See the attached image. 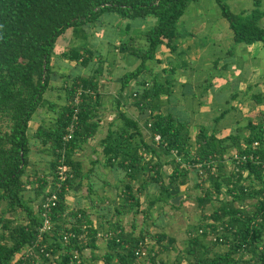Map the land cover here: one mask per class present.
<instances>
[{
	"label": "trees",
	"instance_id": "obj_1",
	"mask_svg": "<svg viewBox=\"0 0 264 264\" xmlns=\"http://www.w3.org/2000/svg\"><path fill=\"white\" fill-rule=\"evenodd\" d=\"M191 1L195 0H0V264H83V249L89 247L93 251L99 236L106 240L103 264H156L158 250L147 247V228L141 226L136 233L133 225L126 231L121 223L113 221L111 229L99 232L102 220L94 225L85 207H73L67 202L68 193L87 174L81 169V161L74 158V152L99 125L95 108L100 95L101 65H94L90 75H78L64 85V103L45 97L52 86L54 54L88 65L93 49L85 44L75 46L70 41L84 37L85 25L95 23L110 11L121 18H154L142 32L143 45L126 40L117 46L139 60L134 68L121 74V89L133 79L137 82L130 93L131 102L148 117L140 123L138 118L119 109L116 118L121 120L120 124L109 128L101 138L104 165L125 171L116 213L138 211L140 199L135 192L150 184L155 189L150 203L167 202L180 193L169 187L188 182L189 168H193L202 181L208 179L213 186L196 197L199 205L204 206L213 196L217 198L222 183L230 197L222 198L213 209L211 216L215 222L200 225V233L189 230L188 244L173 264H264V121L253 122L248 117L247 134H240L243 127L238 125L235 131L223 136L203 125L191 139L187 121L162 110L165 82L148 75L151 67L147 62L158 61L161 46L172 51L177 47L181 32L178 22ZM216 1L232 30L233 42L251 44L260 40L264 49V26L260 22L264 9L260 0H254L252 8L240 12H233L225 0ZM67 28H72V33L69 43L63 46L57 38ZM234 47L231 45L227 52L232 53ZM78 86L82 91L74 103ZM252 96L255 103H264V90ZM44 108L54 115L49 120L41 117L30 133V120ZM228 110L229 107L222 109L214 120ZM70 124L73 130L65 138ZM143 125L149 130V140L145 139ZM155 134L159 135L157 140ZM32 147L48 153L46 170L35 166L26 172L33 163ZM232 149V154H252L255 158L236 162L235 170L228 174L214 172L216 165L221 171ZM164 157L167 158L163 160ZM166 160L171 162L172 170L164 178L161 162ZM62 165L67 167L63 179L59 178ZM201 180L195 185L200 186ZM31 183L35 185L26 195ZM87 187L93 190L90 181ZM248 197L257 198L251 211L240 205ZM46 216L51 232L41 230ZM64 232L70 233L66 241L62 240ZM51 233L52 239L48 236ZM165 238L167 243L163 246L168 249L174 237L164 231L158 233L157 241ZM214 244L224 247L210 253ZM24 248H31L32 254ZM157 264L168 263L160 260Z\"/></svg>",
	"mask_w": 264,
	"mask_h": 264
},
{
	"label": "crops",
	"instance_id": "obj_2",
	"mask_svg": "<svg viewBox=\"0 0 264 264\" xmlns=\"http://www.w3.org/2000/svg\"><path fill=\"white\" fill-rule=\"evenodd\" d=\"M200 13L201 9L199 7L195 9L194 6L188 14H182L181 17H183L179 21L181 32L177 39V47L172 51L167 47L161 46L157 53L158 61L152 59L147 62L151 67V74L148 75L156 76L158 80L165 82L167 86L165 94H162V97L165 98V103L162 104L163 112H171L175 117L187 121L191 139L195 138L199 127L203 125L207 126L209 130H215L219 136L225 135L233 130L235 126L237 127L238 122L236 120H233L234 122L230 126L227 124V126H219V123L225 121L222 118L230 111V108L218 120H214L219 114L215 113L213 115V124L209 122L210 120L203 122V110H206L207 106L212 109L213 102L215 101L223 104V100H230L234 101L231 104L236 106L240 105V103H249L251 104L250 108H259V105L263 106L264 104L255 103L252 96V93L264 90V49L262 42L260 40L254 41L251 44L238 42L235 45V50L230 55H225L228 45L233 42V33H227V28L223 31L220 26L223 23L211 25L210 22H206L209 20L205 16H201ZM130 20V18H121L117 13V16L111 21L103 13L95 23L85 25L86 32L84 37L77 36L74 40L70 41L72 28H67L60 34L57 42L60 39H67L66 44L59 43L60 45L66 46L69 41L75 46L85 44L93 49V57L88 65H82L76 60L59 57V54L56 52L52 59V63L54 64L52 86L45 93V97L48 98V94L55 95L56 100L57 97L59 98L57 103H64L67 100L64 84L70 83L78 75H90L94 65H101V72L98 74L100 95L99 102L95 108L97 113L95 119L99 125L97 131L74 152V158L79 159L82 163L81 169L83 173L87 172L82 177L81 182L82 180H89L91 185L93 183V190H84L83 183L81 182L75 185H81L82 188L73 190L75 196L78 192H81L79 193L81 196L78 195L77 206L85 207L90 212V218L94 225L99 224L101 220L104 225L110 223V221H117L123 225L125 230H127L129 217L127 221L122 222L120 219L121 215L124 217L128 215L133 216L136 212L134 213L132 210L120 212L114 215V218L108 219V212L110 211L108 205L114 201L115 197L118 198L117 205L120 204L122 192L120 189L124 188L123 176L125 171L119 167L111 168L104 165L105 155L103 153L101 138L105 136L109 128L115 129L120 124V122L117 123V120H115L116 112L119 109L127 111L126 108L129 106V103L126 100V90L129 88L132 90L137 83L133 79L127 86L121 89V74L134 68L139 60L132 54L118 50L117 46L120 42L126 40H130L133 44H140L142 42L141 45H143L145 39L142 36V32L148 25L145 26L146 21L144 19L137 21H134V19L133 21ZM203 20L206 25L204 29ZM153 21L154 19H152ZM197 23L198 25H196ZM207 23H209V28ZM194 26H199V28H193ZM214 29H217V31L211 34L216 38H214L213 42H210L213 43L214 48H222L221 46H223L224 51H220L222 57L219 65L217 61L212 62L213 59L211 58L210 61L212 63L208 62L210 63L208 67L211 70L205 71L203 70V52L208 50H204L206 46L203 43L207 42L206 45H208L209 40H203V37L197 36L208 34ZM119 31L122 34L118 36L115 33ZM221 34L223 35L221 36ZM212 56L207 55L205 58ZM211 65L214 66L213 70ZM62 89L63 92H61ZM41 110L44 112L51 111L46 108ZM51 113L53 112L49 114ZM252 121L254 122V120ZM145 139L147 140V138ZM82 155L85 156L84 160L82 159ZM165 158L167 157H164L163 160ZM32 159L35 161L34 157ZM86 166L87 168H85ZM121 170L122 173L117 174ZM161 170L164 178H166L165 173L167 174L172 170L171 162H168V160L161 162ZM112 175L115 176V180L111 179ZM120 182L122 184V188L119 189L120 192L115 190L116 193H111L109 187L115 188ZM135 183H139V180H136ZM85 185L87 187V184ZM181 186L187 188L189 184L186 182L185 184L174 185L169 188L180 191ZM133 189L134 191L136 190L135 187ZM145 189L143 188L144 191ZM135 195L138 198L141 197L139 192H135ZM75 196L73 197L75 198ZM82 198L87 200L83 199V202ZM103 220L106 221L104 222ZM104 225L101 224V230ZM100 229L99 232H101ZM96 244L97 246L93 249V252L98 256L97 252L101 246H106V240L99 236L96 239ZM102 250L104 252L105 248ZM93 255H89V260Z\"/></svg>",
	"mask_w": 264,
	"mask_h": 264
},
{
	"label": "rangeland",
	"instance_id": "obj_3",
	"mask_svg": "<svg viewBox=\"0 0 264 264\" xmlns=\"http://www.w3.org/2000/svg\"><path fill=\"white\" fill-rule=\"evenodd\" d=\"M225 2L229 5L230 9L233 12H240L242 10H249L250 8L253 7L254 5V0H225ZM195 6L199 7L201 9V16H205L207 18L206 22H210L211 25H216L219 23H223V25L221 26V29H223V31H225L227 33H232V30L230 29L227 20L221 15V10H220V6L218 5L216 0H195V1H191L188 3V5L185 8V11L183 13V15L188 14L189 11L192 9V7ZM260 7L262 9H264V0H260ZM104 16H108L109 19H111V21L114 20V18L117 16L116 12H105ZM183 17V16H182ZM182 17H180V20L182 19ZM130 21H137L140 18H130ZM152 19H154L153 17H149L147 18V20H145V26L149 25L152 22ZM204 20H203V29L204 26L206 27V25L204 24ZM261 24L264 26V16L261 18L260 20ZM208 24V28H209V23ZM181 25L178 22V26ZM198 25V23L196 24ZM227 25V26H226ZM180 27V26H179ZM182 27V26H181ZM193 28L198 29L199 26H194ZM217 31V29H214L213 31L209 32L208 34H205L203 36H197V37H203V40H209L208 45L207 42L203 43V45H205L206 47L204 48L207 49L208 51L203 52V70H211L209 69V65L212 62L217 61L218 65L220 63L222 54L220 53L221 50H223V46H221L222 48H214L215 46L213 45V41L214 38H216L215 36H213V32ZM67 33V32H66ZM115 34L121 35L122 33L117 32ZM204 34V33H203ZM223 34H221L222 36ZM225 36V34H224ZM222 40H224L223 38H221ZM212 41V42H210ZM67 39H60L58 43H62V44H66ZM142 44V42L140 43V45ZM234 46L236 45V43L232 42L231 44L228 45L227 49L230 46ZM235 50V47L233 49V51ZM224 51V50H223ZM264 53V50H263ZM231 53H228L226 51L225 55H230ZM207 55H213L210 58H205ZM213 59L212 62L210 61V59ZM217 59V60H216ZM210 62V63H208ZM215 64V63H214ZM212 70L214 68V66H212ZM149 77V76H147ZM68 83V82H67ZM65 85V84H64ZM204 86V85H203ZM63 92V89L62 91ZM132 90L129 88L126 90V100L129 103V106L126 108L127 109V113L132 115L135 118H138L140 123H144V120L146 117H148V115L146 114V112L141 113L139 111L138 108H136L132 102H131V93ZM46 93V92H45ZM48 94V92H47ZM48 98L52 101L55 100L56 102L59 101V98L57 97V100L55 99V95H49L48 94ZM234 101H222L223 104H219L220 102H213V106L212 109L209 108V106H207L208 108H206V110H203V122H208V120H210L209 122L212 123L214 122L213 120V115H215V113H220V111L223 108H230V111L225 115L224 119L225 121H223L222 123H219V126L221 125H229L232 124L234 121L236 120L237 126H241L243 127L241 130H239L240 134H247L248 129L245 127V123L247 121L248 116H250L249 118H251L252 120H254V122H258V121H264V104L263 106L259 105V108L257 107H252L250 108L251 104L249 103H240V105H232L231 103H233ZM230 103V104H229ZM232 105V106H231ZM44 111L39 109V112L36 113V115L34 114V117L30 120V124H29V132L31 133L35 126L37 125L36 123L40 121L41 117H45L47 118V120H49V117L53 116L54 114L50 112L52 111ZM43 113V115H42ZM147 115V116H146ZM115 120H117V123L121 122L120 119L116 118ZM213 124V123H212ZM227 124V125H226ZM244 124V125H243ZM234 127V126H233ZM236 126L233 130L231 131H235L236 130ZM104 131V130H103ZM229 131V130H227ZM230 131V132H231ZM143 134L144 136L147 138V140H149V130L147 127H145L143 125ZM223 136V135H222ZM235 150V149H234ZM233 149L231 151H229V153L227 154V158L226 161L224 162V166L222 167L221 171L218 170V166L216 165L214 168V172H218V173H223V174H228L230 173L232 170H235V166L232 163V152L234 151ZM83 154V153H82ZM83 156V160L85 159V156ZM146 156L148 157L149 154ZM32 157H34L35 161H33ZM30 158H31V162L33 161V163L31 165H29L26 169V172H29L33 167L38 166L42 169H47L48 165H47V160H48V153L44 150L39 151L38 149H35L34 147H32V150L30 152ZM37 160V161H36ZM39 160V162H38ZM87 164V163H85ZM88 166V164H87ZM87 166L85 168H87ZM116 173V172H115ZM122 173V170L120 172H118L117 174ZM150 171H148L147 174H149ZM166 175V173H165ZM25 178V175L23 176ZM115 176L112 175V180H115L114 178ZM119 177V176H117ZM124 177V176H123ZM201 180V177H199L198 174L195 173V171L193 170V168H189V181L188 184L189 186H187V188H185L184 186H181V190L179 191V194H183L182 197L179 199V202L177 203H173L171 202V198L167 201V202H162V201H157L153 204L150 203V197H152L153 195V190L154 186L153 185H148L146 187H144L145 191H139L140 194V201L139 206H138V211H136V213L131 216L128 215L126 217H124L123 215H121V220L122 222L127 221V218L129 217V222H128V226H127V230L132 229L133 225V229L134 232L137 233V230L143 226L145 228H147V234H146V243L148 244L147 247L150 248L152 250L156 249L158 250V254L156 256V264L160 263V260L163 261L164 263H168V264H173L174 260L177 258V256L182 253L185 250V247L188 244V236H189V230L195 231L197 233H200L199 229H200V225L205 224V223H213L215 222L214 218L211 216L213 209L220 204V201L222 198H229L230 194L226 193L227 190V186L225 185V183H222V192L219 194V196L216 198V196H213V200H211L210 202L206 203L204 206H201L198 204V200L196 199L197 196L203 195V192L205 191L206 188L208 189H213L212 183L208 180H201L202 184L200 186H196L195 183H198ZM81 182V181H80ZM89 182V180H82L81 183H83V188L84 190L88 189V187H86L85 184H87ZM245 183L248 182V179H244ZM255 183L257 181H254ZM98 183H100V181H98ZM77 184V183H76ZM35 183H31V186L29 185L28 188H26L25 193L26 195L29 193V189L32 188V186H34ZM81 187L78 185H75L73 187V189H79ZM92 187H93V183H92ZM184 187V188H183ZM82 188V187H81ZM111 189V193H116L115 190H117V192L119 191L120 188H122V184L120 182V184L117 185V187L112 188L111 186L109 187ZM71 190L68 193V197H67V201L69 202L70 206L76 205L77 206V200H79V193L78 192L77 195L75 196L74 194V190ZM93 189V188H92ZM147 189H149L147 191ZM31 190V189H30ZM122 189H120L121 191ZM119 191V192H120ZM182 192V193H181ZM79 195V196H78ZM75 196V198L73 197ZM84 198H82L83 200ZM87 200V199H84ZM83 200V202H84ZM257 198L256 197H248L246 198L242 203H240V205L244 206L245 209L248 210H252L255 208V202H256ZM118 203V198H114V201L108 205L110 208V211L108 212L109 214V218H114V215H116V205ZM174 204L175 206H172L171 204ZM36 204V203H34ZM107 204V203H106ZM119 206V204L117 205ZM135 209V208H134ZM8 215L13 216L12 212H8ZM104 222L106 220H103ZM111 222L110 223H106L105 225L102 223V225H104L102 227V230H108V228L111 229ZM120 223V222H119ZM101 230V229H100ZM101 230V231H102ZM222 230V229H221ZM164 231L166 232L168 235H172L174 237V241L172 243H168L169 244V248L165 249L163 244L167 243V239H163L160 242L157 241V235L159 232ZM52 233L49 234L48 236L52 239ZM223 245L221 244H214L212 246V249L210 251L214 252L216 250H221L223 249ZM105 248L106 250V246L103 247L101 246L100 249L97 252L96 257H92L89 260V255H96L93 251H91V249L85 248L83 249V264H103V250L102 249ZM26 249V248H24ZM104 250V251H105ZM150 252H153V251ZM154 251V252H155ZM23 252V251H21ZM142 257V256H141ZM141 258H139L140 260ZM144 259V258H143ZM146 260V259H145ZM182 261L185 262V260L182 258ZM81 262V263H82Z\"/></svg>",
	"mask_w": 264,
	"mask_h": 264
},
{
	"label": "built area",
	"instance_id": "obj_4",
	"mask_svg": "<svg viewBox=\"0 0 264 264\" xmlns=\"http://www.w3.org/2000/svg\"><path fill=\"white\" fill-rule=\"evenodd\" d=\"M81 91H82V87H81V86H78V87H77V90H76V94H75V96L73 97V102H74V103H76V102L78 101V96H79V94H80ZM75 112H76V111H75ZM72 130H73V125L70 124V125H69V131H68V133L65 135V138L70 137ZM154 137H155V139L157 140V139L159 138V135H158V134H155ZM247 157L255 158L254 155H252V154H250V155L248 156V155H246V154H242V153L234 152V153L232 154V158L234 159V160L232 161V163H233V165H235L236 162H238V161H243V160H245ZM263 163H264V160H263ZM196 165H197V166H200L201 163H197ZM66 169H67V167H66L65 165L60 166V174H59L60 177H59V178L63 179V178L65 177V173H64V171H65ZM55 197H56L55 194H53V195L51 196V198H52L51 203H52V204L55 203V202L53 201V199H55ZM45 205H48V203H45ZM41 230H47V232H51V222H50L48 216H46V217L44 218V220H43V224H42V226H41ZM69 234H70V233H68V232H64V235H63L62 240H63V241H66L67 238H68V235H69ZM105 234H109V233H106V232H105ZM25 251H26L27 254H29V255L32 254V250H31V248H27ZM138 252H139V249L136 251V253H138ZM46 254H47V253H46ZM142 254H143V251H142ZM74 256H77V251H76V250H74Z\"/></svg>",
	"mask_w": 264,
	"mask_h": 264
},
{
	"label": "water",
	"instance_id": "obj_5",
	"mask_svg": "<svg viewBox=\"0 0 264 264\" xmlns=\"http://www.w3.org/2000/svg\"><path fill=\"white\" fill-rule=\"evenodd\" d=\"M183 194H177L174 197L171 198V202L177 203L179 202V199L182 197Z\"/></svg>",
	"mask_w": 264,
	"mask_h": 264
}]
</instances>
